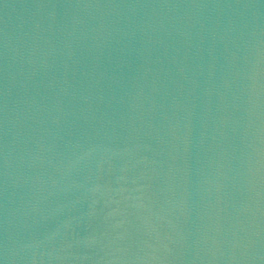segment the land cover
Listing matches in <instances>:
<instances>
[{"label": "water", "instance_id": "obj_1", "mask_svg": "<svg viewBox=\"0 0 264 264\" xmlns=\"http://www.w3.org/2000/svg\"><path fill=\"white\" fill-rule=\"evenodd\" d=\"M0 264H264V0H22Z\"/></svg>", "mask_w": 264, "mask_h": 264}]
</instances>
